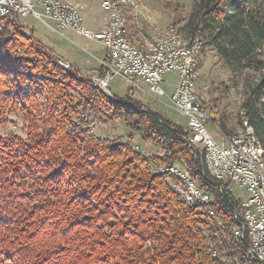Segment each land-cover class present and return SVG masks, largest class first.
<instances>
[{
    "label": "trees",
    "instance_id": "obj_1",
    "mask_svg": "<svg viewBox=\"0 0 264 264\" xmlns=\"http://www.w3.org/2000/svg\"><path fill=\"white\" fill-rule=\"evenodd\" d=\"M181 20L182 36L202 40L228 70L240 124L264 150V0H192ZM62 59L17 19L0 18V117L18 112L26 127L24 137L0 136V264H261L246 257L238 201L207 178L185 128L129 87L110 98ZM209 112L223 133L237 134L214 106ZM115 120L158 152L90 129ZM174 163L212 193L214 216L155 170Z\"/></svg>",
    "mask_w": 264,
    "mask_h": 264
},
{
    "label": "built area",
    "instance_id": "obj_2",
    "mask_svg": "<svg viewBox=\"0 0 264 264\" xmlns=\"http://www.w3.org/2000/svg\"><path fill=\"white\" fill-rule=\"evenodd\" d=\"M124 2L136 6L131 0ZM36 5L41 6L42 12L35 9ZM100 7L104 12L105 24L98 30H92L86 25L80 10L68 9L57 0H36V3L31 0H0V18L17 19L19 22L18 19L24 15H32L41 19L52 30L67 29L76 36L97 42L104 55L98 58V71L91 74L90 79L99 83L102 88L108 90L109 82L119 76L131 90L148 94V87H156V96L152 97L160 99L166 95L165 104L184 114L187 122H190V130H183L182 138L188 146L199 151L207 178L214 180L230 195L232 184L245 188V198L231 197L238 201V214L243 226L241 236L247 242V250L251 251L254 260L264 264V188L260 184L259 171H254L249 166V159L255 158L252 156L253 144L248 134L247 121L244 120V127H241L246 131L245 139L235 140V145H228L222 139L221 142L215 141L204 127L205 122L211 125L207 115H203L202 109H195V102L203 101H196L188 96V88H191L188 74L198 75V67L193 61L195 40L186 44H174L171 36H167V41L149 36L147 38L153 45V53L137 54L136 50L126 46V35L122 34L120 15L116 12V0H100ZM45 19L54 26L45 22ZM166 29L171 27L159 28L164 33ZM168 73H175L177 81L172 84V91L167 95L161 83L165 82L164 76ZM165 166L167 169L178 168L174 164ZM181 175L191 178L182 169ZM177 190L188 195L191 202H194L193 194H200V200L207 202L205 190H192L191 187ZM250 204H258V213H251ZM207 205L213 208L212 203Z\"/></svg>",
    "mask_w": 264,
    "mask_h": 264
},
{
    "label": "rangeland",
    "instance_id": "obj_3",
    "mask_svg": "<svg viewBox=\"0 0 264 264\" xmlns=\"http://www.w3.org/2000/svg\"><path fill=\"white\" fill-rule=\"evenodd\" d=\"M31 1L33 3H36V0ZM131 1L136 6H130L133 11H131L132 13L129 14L132 15L133 19L129 21V38L131 39V36L138 34L140 39L139 41L142 42V45H139L140 47L143 46L144 40L152 33H155L157 30H159V28H162L169 24H176V26L178 27L179 25L182 26L183 21L181 19H183L188 14L192 3V0ZM84 4H86L88 13L93 11V8L95 9L92 16L93 19L103 17L104 12L101 10L100 0H86ZM35 9L39 12H42V8L40 5H36ZM137 18L139 19L140 24H143V27L145 28L141 31L142 33L139 31L137 32L134 29V26H136L137 24ZM174 19H177L178 22L175 23ZM18 20V24L26 27L27 30H32L35 39L53 48L54 51L63 58H68L70 61L76 62H80L81 58H85L87 67L96 65V68L92 70L87 68V71H83L86 74L91 75L94 74L96 70L98 71L99 63L96 57L99 58L103 56L104 51L100 48L97 42L89 41L81 37H76L73 36V34H71L69 38L65 34L66 32H68L67 29H63L61 31L52 30L41 19L36 18L32 15H28ZM45 22L51 23V21L46 19ZM52 25L54 26V24ZM88 44L90 46L88 50L90 49L92 51L95 46H98L101 50V53H97V56H94V58L91 57L95 54L88 52V50L86 49V45ZM217 58L218 57L213 55V53L207 48H205L201 52V54H199L200 65L197 75V97L199 96L201 98V101H203L201 102V104L203 106L205 115H207V119L211 122V125L214 124V126L216 127L215 128L213 126V128L208 122H205L204 127L206 131L212 136L215 141L221 142V139L224 140V137L227 136V134L223 133L219 129L217 121L211 120L210 116L213 114L209 112V109L211 106H214L217 118L219 119L221 117V120L227 123V127L232 131V133L236 134L241 130L242 127V124H240L238 117L241 94H239L237 89L230 87L231 82L229 72L222 65V63L218 61ZM69 64L71 63L69 62ZM66 70H72L71 66H69V68H66ZM164 80L165 82L161 83V87L168 95L172 91V84L176 83L177 81V76L175 73H168L164 76ZM224 84H227L229 87L225 88ZM127 89L128 85L119 76L113 78L108 85V90L110 91V93L117 95L118 97H123L126 94ZM132 96L140 100L142 104L150 106L153 109L159 111L173 123L187 129V117L184 114L173 110L170 106L165 104L167 103L166 95L162 96L160 99H155L149 94L134 91L132 89ZM83 117L87 118L85 114H83ZM90 129L95 135L99 137H106L115 141H126L128 139L136 149H139L142 152H153V150L154 152H158V149L156 147H154L153 145H148L146 142H144L140 138L138 133L130 137L121 120H115L108 123H101L99 121H96L94 125L90 124ZM25 134L26 127L21 115L18 112L9 111L5 117H0V136L17 135L24 137ZM226 142H224V145H226ZM174 165L185 171L180 163H174ZM161 167H163V165L159 166L155 170L159 172V169ZM231 187V195L235 197V199L245 198L244 187H240L237 184H232ZM5 264L19 263L15 262L14 258H9L8 260H5Z\"/></svg>",
    "mask_w": 264,
    "mask_h": 264
},
{
    "label": "bare ground",
    "instance_id": "obj_4",
    "mask_svg": "<svg viewBox=\"0 0 264 264\" xmlns=\"http://www.w3.org/2000/svg\"><path fill=\"white\" fill-rule=\"evenodd\" d=\"M59 4L63 6H67L68 9H74V10H80L78 6L75 4L69 2L68 0H57ZM129 4V2H124V0H116V12L120 15V28L122 29V34L125 36V43L126 46L132 48V50H136L137 54H151L153 53V45H151L148 42V39L145 40V43L142 48H138L135 46L129 39V29L127 25L126 15L123 12V7L125 5ZM131 5V4H130ZM28 15H24L23 17H26ZM167 26H170L171 29H166V33L164 31L157 30L155 33H153L151 36L154 39H159L160 41H167V36H171V41L174 44H186L189 43L192 40L185 39L178 26L176 24H169ZM205 49L204 43L200 39H195V48L193 51V61L195 62V65L198 64V54H200ZM188 83L191 88H188V96L191 97V99H195L196 101H201V98L198 95L197 91V75L196 74H188ZM93 84L104 91L106 93L107 88H102L99 83L93 80ZM148 94L151 96H156V87H148ZM195 109H202L203 115L204 109L201 104V102H195ZM244 127V125H243ZM184 130H190V122H187V129ZM248 134L250 135L251 143L253 144L252 149V156H254L255 159H249V166L253 167L254 171H259V179L261 187L264 188V150L261 148V145L259 141L257 140L253 129L251 126L248 125ZM246 138V131L245 129H241L236 135L234 136H225L224 140L228 142V145H235V140H243ZM159 172L166 173L172 176L171 179V187L174 191H176L179 196L186 202V203H194L198 204L204 207L206 213L209 216H214L216 213L214 211V208L212 206H208L207 203H210L212 200L211 194L207 191L205 193L207 194V202L204 200H200V194H193V201L191 202L188 195H183V191L177 190V189H185V187H191L192 190H202L200 187H198L196 181L193 178H184L181 175V170L178 168H171L167 169L166 166H163L159 169ZM213 182V181H212ZM176 185L177 188L174 186ZM250 211L251 213H258V204H250ZM221 226V225H220ZM233 233V232H232ZM236 233H239L238 229L236 230ZM242 237V236H241ZM262 243H264V235H262ZM246 257L250 259V261H256L254 260L253 256L251 255V251L247 250V242H246ZM236 264V263H235Z\"/></svg>",
    "mask_w": 264,
    "mask_h": 264
},
{
    "label": "crops",
    "instance_id": "obj_5",
    "mask_svg": "<svg viewBox=\"0 0 264 264\" xmlns=\"http://www.w3.org/2000/svg\"><path fill=\"white\" fill-rule=\"evenodd\" d=\"M69 1H71V2H73L74 4H76L77 6H78V8L80 9V11L82 12V14L84 15V17H85V20H86V25L88 26V27H90L92 30H98V29H100V28H102L103 26H104V24H105V22H104V15H103V17L102 18H98V19H93L92 18V16H93V14H94V8H93V11H91V12H89L88 13V10H87V7H86V4H84L85 3V1L84 0H69ZM92 18V19H91ZM138 19V18H137ZM144 21V20H143ZM145 22V21H144ZM137 24H136V26H134V29H135V31H139V32H141L143 29H145L144 27H143V24H140V22H139V19L137 20V22H136ZM145 24V23H144ZM128 29H130V27H129V25H128ZM68 32H66L65 34L67 35V37H69L70 38V36H71V34H73V32H71L70 30H67ZM142 33V32H141ZM153 34V33H152ZM151 34V35H152ZM150 35V36H151ZM73 36H76V35H74L73 34ZM76 37H79V36H76ZM146 39H148V38H146ZM145 39V40H146ZM132 42H134L137 46H139V45H142V42L141 41H139L140 39H139V35L138 34H136V35H134V36H131V39H130ZM145 40H144V43H145ZM90 41V40H89ZM87 43V42H86ZM144 43H143V45H144ZM87 46V50H88V48L90 47L89 46V44L88 45H86ZM140 47V46H139ZM143 47V46H142ZM141 47V48H142ZM88 52H91L92 54H95V55H90L91 57H93L94 58V56L96 57L97 55V53H101V50H100V48L98 47V46H95L94 48H93V50L91 51L90 49L88 50ZM98 56H100V55H98ZM100 58V57H99ZM96 59H98V57H96ZM64 60H66V61H68V62H70V63H72V64H74V66L76 67V69H78L79 71H81V72H83V71H87V68L88 69H94V68H96V65H91V67H87L86 66V63H85V58H81L80 59V62H76V61H70L68 58H64ZM85 73V72H84Z\"/></svg>",
    "mask_w": 264,
    "mask_h": 264
},
{
    "label": "water",
    "instance_id": "obj_6",
    "mask_svg": "<svg viewBox=\"0 0 264 264\" xmlns=\"http://www.w3.org/2000/svg\"><path fill=\"white\" fill-rule=\"evenodd\" d=\"M61 64H62L63 66H65L66 68H69V66H70L69 62H67V61L64 60V59L61 60ZM106 94H107L110 98H112V94H111L109 91H106Z\"/></svg>",
    "mask_w": 264,
    "mask_h": 264
}]
</instances>
